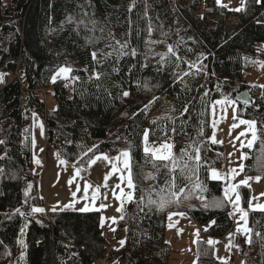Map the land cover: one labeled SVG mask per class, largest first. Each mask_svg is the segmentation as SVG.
Wrapping results in <instances>:
<instances>
[{
    "label": "trees",
    "instance_id": "1",
    "mask_svg": "<svg viewBox=\"0 0 264 264\" xmlns=\"http://www.w3.org/2000/svg\"><path fill=\"white\" fill-rule=\"evenodd\" d=\"M251 59L264 62V0H244L240 11L216 0H0V76H13L0 88V264H97L106 251L104 264H169L170 213H183L209 241L232 234L238 264H264V210L249 208L252 189L238 185L246 243L233 231L223 182L209 176L223 162L210 106L235 99ZM62 67L71 69L70 94L65 79L53 82ZM249 93L253 104L237 103L234 113L256 125L240 169L263 179L264 88ZM32 115L79 175L97 155L129 152L134 194L113 231L121 247L108 250L98 212L32 211L43 207L31 170ZM146 132L147 141L171 145L168 159L145 154ZM204 239L195 264H230L215 260Z\"/></svg>",
    "mask_w": 264,
    "mask_h": 264
},
{
    "label": "crops",
    "instance_id": "2",
    "mask_svg": "<svg viewBox=\"0 0 264 264\" xmlns=\"http://www.w3.org/2000/svg\"><path fill=\"white\" fill-rule=\"evenodd\" d=\"M234 113L235 108L226 112L209 109L210 138L212 141L215 139L223 148L222 165L211 169L209 176L211 177L213 170L220 174V178L217 180L223 182L224 198L225 188L231 189L233 185L236 186L234 190L229 191L228 198H225V200L228 203L232 216L233 231L244 235L245 242L248 243L250 239L248 216L247 212L242 208L238 185L247 186L252 189L249 208L259 211L261 210L259 206L264 205V178L257 181V177L244 176L241 173V147L248 146V142L253 140L256 125L253 120L238 117ZM242 120L251 122V126L248 123H240ZM233 125H236V127H233ZM29 127L31 130V170L38 182V195L43 202V207H40V209H43L42 212H54L62 208L77 212H98L100 215V229L109 242L113 236L115 223L122 214L123 204L131 200L134 194V187L129 188L127 186L129 171L124 169L123 163L126 158L121 155V153L127 151L109 157L110 160H96L95 164L90 162L87 173L79 175L76 167L67 164L60 154L47 144L45 137L46 126L41 118L32 115L29 119ZM97 156L106 155L101 154ZM118 157L119 159H117ZM127 159L131 171L130 154ZM113 165H116L115 171H113ZM233 169L235 173H233ZM105 176L108 177L107 180H105ZM121 176L124 177L123 180H121ZM244 180L248 181L246 185L242 183ZM86 185L88 186L87 190H85ZM116 185L120 187L117 188ZM121 190H123V194H121ZM129 193L131 194V198H129ZM237 195L239 196V200L236 198ZM81 209L87 210L81 211ZM176 215L173 219L180 216ZM180 229H182L181 226ZM180 229H176L175 232L178 234L183 233L184 230L181 231ZM245 229L248 231H245ZM109 245L110 247H114L110 242ZM172 254L170 258L171 263ZM211 254L215 260L221 262L238 264L240 261L232 246V234L213 240ZM186 255L188 253L185 251H179V258H183L180 264L187 263L185 261Z\"/></svg>",
    "mask_w": 264,
    "mask_h": 264
},
{
    "label": "rangeland",
    "instance_id": "3",
    "mask_svg": "<svg viewBox=\"0 0 264 264\" xmlns=\"http://www.w3.org/2000/svg\"><path fill=\"white\" fill-rule=\"evenodd\" d=\"M217 1V0H216ZM220 4L224 5L230 10H235L237 8L242 9L244 0H220ZM236 11V10H235ZM66 68V67H62ZM61 69V68H60ZM56 71V73L53 75L55 76L56 79H65L68 84V94H70L71 90V78L69 77V72L68 73H61L58 75L59 70ZM5 74L0 76V88H2L7 81H5ZM7 76L10 79H13L10 74H7ZM243 81L244 85L249 89L252 87H261L264 88V62L260 60H254L251 59L248 61L247 66L244 68V73H243ZM52 96V94H50ZM49 94H43L42 99L46 103V108L48 110H52L54 105V100L52 97H50ZM236 104L233 105H228V104H217L216 102L213 103L212 106H210V109H215V111L220 110V111H230L232 108H235ZM147 146L150 149H161L162 144L159 143H152L147 141ZM169 150H162L159 154L161 155H168ZM30 185V184H29ZM30 186H27L25 190V195L24 198L30 194ZM27 193V195H26ZM171 216V218H170ZM176 214H168L166 219V231H165V239L168 241V243L171 244L172 246V263L169 261V264H180V261H183V258H179L178 253L180 250L185 251L188 253L186 255L185 261L187 262L186 264H194L196 263V256H197V248H196V241L204 239L201 237L200 232L202 231V228L196 226L187 216L180 215L178 218L173 219L176 217ZM180 226L182 229H180ZM176 229H180L183 231V233L178 234L175 232ZM205 241H209V239H204ZM110 244L114 247H108V250L114 249V248H119L121 247V243L117 242L114 237L112 236V239L109 241ZM176 250V253H175ZM108 253V251L105 252L104 256ZM196 254V256H195ZM103 256V257H104ZM192 256V257H191ZM195 256V259L193 260V257Z\"/></svg>",
    "mask_w": 264,
    "mask_h": 264
},
{
    "label": "snow or ice",
    "instance_id": "4",
    "mask_svg": "<svg viewBox=\"0 0 264 264\" xmlns=\"http://www.w3.org/2000/svg\"><path fill=\"white\" fill-rule=\"evenodd\" d=\"M217 3L220 4V0H217ZM235 10H236V11H240L241 9L237 8V9H235ZM169 51H171V48H169ZM95 55H96V54L93 53V57H94V58H95ZM70 71H71V69H69V68H61V69L59 70L58 75L61 74V73H68V72H70ZM185 74H187V73H185ZM55 79H56V77L54 76V77H53V82H55ZM124 95L127 96L128 93L125 92ZM150 103H151V102H150ZM216 103H217V104H228V105H233V104H237V103H243V104L247 105V104L249 103V101H248L247 99L236 100V99H227V98H225L224 100H218V101H216ZM240 123H242V124H244V123H248V124L251 126V122H247V121H243V120H242ZM233 127H236V125H233ZM255 138H256V137H255V133H253V140H255ZM147 139H148V137H147V132H146V133H145V147H144V152H145L146 155L149 154V153H151L153 159H156V160H166V159L169 158V156L171 155L170 151H169L168 155H161V154H159V153H160L162 150H170L171 145L164 144V145H162V148H161V149H154V150H153V149H150V148L147 146ZM253 140H250V141L248 142V146H249V147H251ZM215 142H216L215 139H213V143H215ZM121 155H122L123 157L126 158V159L124 160L123 167H124L125 170H128V171H129V176H128V179H127V186H128L129 188H133V187H134V184H133V181H132V179H131L130 165H129V162H128V159H127L128 156H129V153H128V152H123V153H121ZM117 159H119V157H118ZM196 159L199 160V155H197ZM96 160H110V158L107 157V156H97L94 160L91 161V163H92V164H95V163H96ZM62 163H63V161H62ZM173 163L175 164L176 162L173 161ZM115 170H116V165H113V171H115ZM232 171H233V173H235V170H234V169H233ZM211 177H212L213 179H219V178H220V174H219L218 172H216L215 170H213V171L211 172ZM107 178H108V177L105 176V180H107ZM123 179H124V177L121 176V180H123ZM259 179H260L259 177L256 178L257 181H258ZM242 183L246 185V184L248 183V181H247V180H244V181H242ZM87 187H88V186L86 185V186H85V190H87ZM116 187L119 188L120 186H119V185H116ZM173 187H174V185H173ZM235 187H236V186L233 185L231 189H230V188H225V198H228V193H229V191H230V190H234ZM183 191H184V189H181V190H180L181 193H182ZM121 194H123V190H121ZM26 195H27V193H26ZM128 195H129V198H131V194L129 193ZM173 195H178V194L173 193ZM236 198H237V200H239V196H238V195H237ZM117 199H119V197H117ZM152 202H153V201H150V203H152ZM160 207H161V208L164 207V202H163V201L161 202ZM259 207L261 208V210H264V205H260ZM86 210H87V209H81V211H86ZM32 211H33L34 213H37V212H42L43 209H40V208H33ZM177 214H178V215H183V213H177ZM245 215H246V213H245ZM170 218H171V216H170ZM245 231H248V230L245 229ZM249 242H250V241H249ZM120 243L123 244L124 242L121 241ZM209 243L212 244L213 241H209Z\"/></svg>",
    "mask_w": 264,
    "mask_h": 264
},
{
    "label": "water",
    "instance_id": "5",
    "mask_svg": "<svg viewBox=\"0 0 264 264\" xmlns=\"http://www.w3.org/2000/svg\"><path fill=\"white\" fill-rule=\"evenodd\" d=\"M236 100H240V99H247L249 101V103L247 105H251L253 104V97L250 95L249 90L246 86H243L241 91L239 93H237V95L235 96Z\"/></svg>",
    "mask_w": 264,
    "mask_h": 264
},
{
    "label": "built area",
    "instance_id": "6",
    "mask_svg": "<svg viewBox=\"0 0 264 264\" xmlns=\"http://www.w3.org/2000/svg\"><path fill=\"white\" fill-rule=\"evenodd\" d=\"M260 46V44H258V47ZM7 77V76H5ZM108 256V253L104 256V257H100V258H96V262L97 264H104V259Z\"/></svg>",
    "mask_w": 264,
    "mask_h": 264
},
{
    "label": "bare ground",
    "instance_id": "7",
    "mask_svg": "<svg viewBox=\"0 0 264 264\" xmlns=\"http://www.w3.org/2000/svg\"><path fill=\"white\" fill-rule=\"evenodd\" d=\"M5 79H6V81H8L7 77H5ZM45 94H46V93H45ZM46 96H47V94H46ZM49 96H50V94H49Z\"/></svg>",
    "mask_w": 264,
    "mask_h": 264
}]
</instances>
